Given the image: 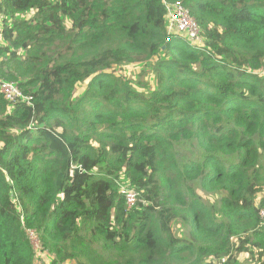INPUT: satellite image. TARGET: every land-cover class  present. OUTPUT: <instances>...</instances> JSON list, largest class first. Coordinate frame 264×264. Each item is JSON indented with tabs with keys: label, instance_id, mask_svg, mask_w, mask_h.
<instances>
[{
	"label": "trees",
	"instance_id": "trees-1",
	"mask_svg": "<svg viewBox=\"0 0 264 264\" xmlns=\"http://www.w3.org/2000/svg\"><path fill=\"white\" fill-rule=\"evenodd\" d=\"M180 1L0 0V264H264V0Z\"/></svg>",
	"mask_w": 264,
	"mask_h": 264
},
{
	"label": "built area",
	"instance_id": "built-area-1",
	"mask_svg": "<svg viewBox=\"0 0 264 264\" xmlns=\"http://www.w3.org/2000/svg\"><path fill=\"white\" fill-rule=\"evenodd\" d=\"M166 3V25L169 34H182L192 44H201V28L197 19L191 14L190 10L183 4L182 1H167ZM3 29V17L0 16V36L2 35ZM0 92L5 98L11 102L21 98V100L30 102L32 99L31 95H25L16 81H1ZM120 192L125 196L127 204L132 207L141 201L138 197V191L133 183L126 181L121 182ZM145 203V201H144ZM264 218V210L261 212ZM29 236L35 246V249L39 247V239L35 230L29 229Z\"/></svg>",
	"mask_w": 264,
	"mask_h": 264
},
{
	"label": "rangeland",
	"instance_id": "rangeland-1",
	"mask_svg": "<svg viewBox=\"0 0 264 264\" xmlns=\"http://www.w3.org/2000/svg\"><path fill=\"white\" fill-rule=\"evenodd\" d=\"M1 16L3 17V15H1ZM2 38H3V36L1 35L0 36V44H2L4 42ZM134 64H136V65H134ZM137 64H140V65H137ZM130 65H132V66H129L128 68H126L122 71L123 76H128L129 78L134 80L135 83H137L138 79H140V78L145 80V78L147 79V78H151V77L152 78L150 79V81L152 83L155 82L154 81V74L152 71H151V73H148L147 76H144L142 73V69L146 68L147 65L144 64V66H143V63H133ZM204 195H206V194H204ZM39 246L41 247V244H39ZM99 248H101V247H99ZM37 252H38L36 255L37 256V264L49 263V261L51 259V255L46 250H40L39 248H37Z\"/></svg>",
	"mask_w": 264,
	"mask_h": 264
},
{
	"label": "clouds",
	"instance_id": "clouds-1",
	"mask_svg": "<svg viewBox=\"0 0 264 264\" xmlns=\"http://www.w3.org/2000/svg\"><path fill=\"white\" fill-rule=\"evenodd\" d=\"M37 251V250H36Z\"/></svg>",
	"mask_w": 264,
	"mask_h": 264
}]
</instances>
